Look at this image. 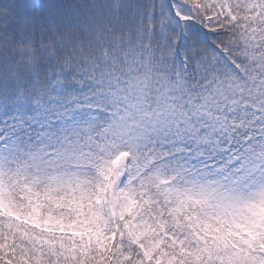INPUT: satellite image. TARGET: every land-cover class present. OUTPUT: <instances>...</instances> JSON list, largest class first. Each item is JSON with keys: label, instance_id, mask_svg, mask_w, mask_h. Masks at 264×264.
<instances>
[{"label": "snow or ice", "instance_id": "1", "mask_svg": "<svg viewBox=\"0 0 264 264\" xmlns=\"http://www.w3.org/2000/svg\"><path fill=\"white\" fill-rule=\"evenodd\" d=\"M0 264H264V0H0Z\"/></svg>", "mask_w": 264, "mask_h": 264}]
</instances>
